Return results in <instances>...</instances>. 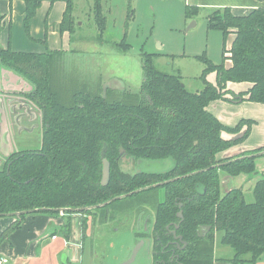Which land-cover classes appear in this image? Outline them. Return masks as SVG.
Listing matches in <instances>:
<instances>
[{"label":"trees","instance_id":"1","mask_svg":"<svg viewBox=\"0 0 264 264\" xmlns=\"http://www.w3.org/2000/svg\"><path fill=\"white\" fill-rule=\"evenodd\" d=\"M23 1L25 29L31 36L32 20L42 4L49 2L51 10L56 0ZM94 1L96 22L103 31L102 0ZM65 2L57 23L61 35L72 34L75 23L73 1ZM200 9L187 5V16ZM48 16L47 11L45 24ZM206 17L209 28L224 37L232 34L233 39L231 46L224 45L221 63L203 58L205 86L196 92L186 88L181 75L157 69L153 54L147 52L142 55L139 92H91L67 67L69 51L49 46V24L41 39L43 51L0 46V66L32 87L23 96L38 108L42 131L38 148L14 151L0 163V218L26 211L13 217L0 241L28 215L37 214H63L69 220L81 214L85 237L87 216L108 213L110 206L127 198L153 197L155 258L160 259L156 264H215V253L225 246L233 250L231 263H256L264 254V173L252 193L228 184L242 174L251 179L259 173L260 148L233 153L249 137L255 121L243 119L231 126L209 106L214 101L264 104V6L243 15L230 7L215 8ZM118 45L123 51L132 47L126 41ZM238 84L246 86L239 89ZM104 158L111 164L107 185L101 182ZM150 162L170 165L160 171L140 166ZM132 166L133 171L126 170ZM119 196L123 197L110 201ZM175 223H180L177 233L186 241L180 248L170 242L174 237L167 229ZM64 227L63 235L70 238V221Z\"/></svg>","mask_w":264,"mask_h":264},{"label":"rangeland","instance_id":"2","mask_svg":"<svg viewBox=\"0 0 264 264\" xmlns=\"http://www.w3.org/2000/svg\"><path fill=\"white\" fill-rule=\"evenodd\" d=\"M72 1L75 18L73 33L61 35L58 32L56 22L61 19L66 2L65 0H56L50 10V29H48L47 38L51 48L57 46L59 49L69 51L67 67L78 73L80 80L88 84L91 92L103 91L106 83H110L115 87L109 88L107 92L109 90L139 92L144 76L143 52L153 54L152 64L157 69L181 75L186 88L196 92L202 90L205 86L201 78L203 70L206 68L203 58L207 57L213 63L219 64L222 62L224 45L231 46V35L224 37L220 30L209 28L206 16L212 9L201 8L198 14L192 17L187 16L186 7L187 5H195L194 0H102V11L106 16V27L103 31L99 29L96 22L94 0ZM46 3L48 2H45L44 5H47ZM44 7L46 6L41 8L35 18V23L42 29V36L44 35L43 28L45 27L47 15ZM38 25L33 27L31 25L33 36H36ZM52 29L57 31L54 36L50 35ZM22 30L25 33L23 28ZM122 41H126L132 47L128 51H123L118 45ZM34 42L38 43V50L41 48L40 51L45 50L43 49L45 45L41 40H35ZM27 49L31 48L26 47L24 50ZM7 74L11 78H6ZM14 75L16 76L13 71L0 66V121L3 120L2 122L7 124V121L11 119V116H13L11 110L16 105V101H19L16 99L17 94L22 93L19 98H23L22 101L24 100L28 105L27 108L32 111L30 118L24 116L23 125L33 128L30 133H22L24 135L22 138H16L18 142L14 139V143L10 148L0 150V163H3L2 160L5 158V154L19 151L22 148H37V138L42 136L38 108L27 102L26 97L23 96V93L29 92L32 87L25 80H23L24 83L17 82ZM213 76L214 74H210L209 78H213ZM13 83H15L17 90L14 87V90L10 88V84ZM12 91L20 93L14 96L11 93ZM10 99L14 101V104ZM242 105L243 102H240L235 104V107L233 105L229 108L234 111L236 107L242 108ZM27 108L26 106L23 108L24 113ZM218 108L219 111L229 112V108H225L221 104ZM243 119L248 118H242L241 120ZM12 120L14 119L12 118ZM10 127L12 128L10 131L16 137L18 128H16L14 121L10 122ZM261 129H256L257 133L255 132V134L262 133ZM254 147L261 149L258 154L261 156L256 158V167L259 173L251 179L244 174L235 179L231 178L232 186L243 187L247 193H252L251 189L264 173V145L259 147L256 144L255 146H249L253 149ZM164 163L150 162L149 165L143 164L140 166L148 171L155 169H159V171L167 170L170 163ZM133 169L132 166L126 170L133 171ZM110 207L108 213L99 212L101 214L97 215L98 217L101 216L100 224H96L94 227L90 225L89 232H86L87 236L91 235L93 237L94 241H90V244L91 242L97 243V256L100 263L97 259L95 264H102V260H105L106 264H120L118 259L114 260L112 253L122 251L120 248L125 244V247H127L129 244L127 242H130V244L135 242L133 236H130L129 233L126 235V232H133L140 213L143 212L146 216V214L154 211V198L147 197L134 201L127 198L123 201H117L113 207ZM107 214H109L108 219L105 218ZM76 237H78V234ZM108 240L111 242L109 247L112 251L102 258L100 251L105 249L104 247L107 248ZM215 255L217 259L215 264L216 262L233 264L228 259L233 256V250L229 246L219 248ZM244 264L253 263L245 262ZM255 264H264V254Z\"/></svg>","mask_w":264,"mask_h":264},{"label":"crops","instance_id":"3","mask_svg":"<svg viewBox=\"0 0 264 264\" xmlns=\"http://www.w3.org/2000/svg\"><path fill=\"white\" fill-rule=\"evenodd\" d=\"M194 1L195 4L200 8L215 9L230 7L233 12L238 15L246 14L256 7L264 6V0ZM45 2L42 4V7L46 6L44 7L46 9V13L48 11L50 15V3L48 2L46 3L47 5H44ZM24 8L25 3L23 0H0V16H3V19L0 21V46L6 47L8 44H10L12 49L14 50L39 52L42 48L38 50L39 45L34 41H39L45 36L46 25L48 26V24L50 23L49 16L48 23L45 24V27L43 28L44 35L42 36V29H40L39 25L35 23V16L32 22V27L38 25L36 28L38 34L36 33V36H33V30H31V36H29L26 32L24 24ZM41 8L38 10V12H40ZM22 28L24 29L25 33L23 32ZM56 33L57 31L52 29L50 35L54 36V34ZM231 36L233 39L232 34ZM26 47H30L31 49L24 50ZM52 48L59 49L57 46ZM43 49L45 48L43 47ZM15 77L17 79V82L24 83L22 78L18 77L17 75ZM6 78H11V76L7 74ZM15 86V83L10 84V88L12 90H14V88H17ZM237 86L239 89H242L246 86V84H238ZM11 93L15 96V94L20 92L12 91ZM17 96L18 97H16V99L19 101H16V105H14L13 110H11L13 116H11V119L8 120L9 122L7 121L8 125L6 124V122H2L3 120L0 121V150L4 148L7 149V147L10 148L12 146V143H14V139L16 140V138H22L24 136L22 135V133H30L33 128H29L28 126L23 125L24 116L30 118L32 116V111L27 108V103H25L24 100L22 101L23 98H19V96H22V93L17 94ZM9 97L11 98V96ZM10 101L14 104V101H12V99H10ZM220 104L225 108H229L233 105L235 107V104L237 103L227 101H214L210 104V110L215 113L224 123L231 126L236 125L242 118L252 119L256 122V124L252 126L249 137L243 142V144L234 148V153H239L244 149H249V146L251 145L255 146L256 144L257 147L264 145L263 103L245 100L243 101L242 108L236 107L234 111L229 108L230 113L228 111H219L218 107L220 106ZM25 106L27 109L24 113L23 108ZM260 112L262 113L261 115ZM12 118L14 120H12ZM13 121L16 125V128H18L17 132L15 131L16 134L18 133L16 137H14L13 132L10 131V129H12L10 127V122L12 123ZM258 128H262L260 130L262 133L256 135L255 132L257 133L256 129ZM37 139L38 142L36 146L38 148L41 144V138L38 136ZM16 142L18 141L16 140ZM10 154H5L4 157H7ZM87 219L88 228L90 227V225L92 227L96 225V215H89L87 216ZM83 220L84 217L80 214L72 215L70 220L68 218H65L63 214H61L60 216L46 214L28 215L19 228L9 231L8 236L0 241V264H95L98 259L97 243L91 242L90 244V241L94 240L93 237L89 234V236H86L84 240L81 232ZM14 221L15 218L13 217L0 218V237L8 231ZM66 221H70L71 223L72 234L70 238H66L61 232L62 230L66 229V227H64L66 225ZM87 232H89V230ZM77 234L78 237H76ZM109 246H111L110 242H108L107 248L104 247L105 249H102L100 251L101 255L103 251H105L106 254L112 251ZM120 254L123 255L125 254V252ZM120 258H123V256ZM4 259H6L7 261L5 262ZM222 263L223 262H216V264Z\"/></svg>","mask_w":264,"mask_h":264},{"label":"flooded vegetation","instance_id":"4","mask_svg":"<svg viewBox=\"0 0 264 264\" xmlns=\"http://www.w3.org/2000/svg\"><path fill=\"white\" fill-rule=\"evenodd\" d=\"M228 179H230V178H228ZM231 180L232 179L229 180L231 183H228V184H231V186H232V181ZM224 181H225V179H224ZM144 216H145V214L143 212L140 213L139 214V218H138L137 223H136V226L133 229V232H131V233H130V231L126 232V235H128V233H129L130 236H133V240L135 242L133 244H130V242H127V243H129L127 245V247H125L126 246V244H125V245L122 246V248H120V250H122V251L114 252L112 257L114 258V260L118 259L120 261V264L130 257L131 250L135 247V245L137 243H140V241H142V240L147 241L148 239L152 240V244H151L150 252H149V257H150L149 262H150V264H156V262H159L160 259H156L155 258L156 247H155V240H154V233H153V229L155 227V211H152L151 213L146 214L145 217ZM100 217L97 216L96 224H100ZM105 218L108 219L109 218V214H107V216ZM140 220H141V222H140ZM177 224L178 223H175L173 225L170 224V225L167 226V229L169 230V232L174 237V241H170V242L174 243L177 248H180L181 247V243L184 244V242H179V240L175 239V235H177V236L180 235V234L177 233L178 229L176 230V233L173 232L176 229L175 225H177ZM172 226H173V228H171ZM179 226H180V223H179ZM70 230H71V234H72V229H70ZM129 230H131V228H129ZM61 232L64 234V232H67V229L62 230ZM86 236L87 235H85V237L83 236L84 240H85ZM108 242H110V240L107 241V247H108ZM126 250H127V252H126ZM173 250H174L173 252H175L174 248H173ZM113 251H116V250H113ZM124 252H125V254H123V255L120 254V253H124ZM107 255L108 254H106L105 251L102 252V258L106 257ZM122 256H123V258H120ZM138 260H139V264H145L146 261H148V257H147V255L145 256V251L144 250H142L140 252V254L138 256ZM102 264H106V261L102 260Z\"/></svg>","mask_w":264,"mask_h":264},{"label":"water","instance_id":"5","mask_svg":"<svg viewBox=\"0 0 264 264\" xmlns=\"http://www.w3.org/2000/svg\"><path fill=\"white\" fill-rule=\"evenodd\" d=\"M109 88H115V87L110 83H106L104 85V88H103L104 94H106V92ZM110 177H111V164L107 158H104L103 159V177H102V181H101L102 184L107 185L110 181ZM124 196H127V195H124ZM122 197L123 196H119V197L113 198L110 201H114L116 199H121ZM110 201H108V202H110ZM61 211L64 212L65 210L61 209ZM25 212L26 211L9 213L8 216H6V217H16V216H19L21 213H25ZM182 216H183L182 212H179L178 217L182 218ZM175 226H176V229L173 231L174 233H176V230L178 229L179 224H177ZM175 239L179 240V242H184V245H186V241L183 240L182 235H178V236L175 235ZM151 244H152V240H150V239H148L147 241H145V240L140 241V243H137L135 245V247L131 250L130 257L128 259H126L124 262H122L121 264H139L138 256L142 250L145 251V256L147 255V257H148V261H146L147 263H145V264H150L149 252H150Z\"/></svg>","mask_w":264,"mask_h":264},{"label":"built area","instance_id":"6","mask_svg":"<svg viewBox=\"0 0 264 264\" xmlns=\"http://www.w3.org/2000/svg\"><path fill=\"white\" fill-rule=\"evenodd\" d=\"M4 261L6 262L7 260H6V259H4Z\"/></svg>","mask_w":264,"mask_h":264}]
</instances>
